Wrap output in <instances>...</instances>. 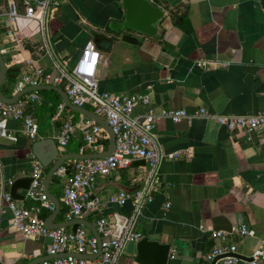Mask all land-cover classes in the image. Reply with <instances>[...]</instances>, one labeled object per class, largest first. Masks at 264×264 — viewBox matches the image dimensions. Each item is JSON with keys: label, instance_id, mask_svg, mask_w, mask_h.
I'll list each match as a JSON object with an SVG mask.
<instances>
[{"label": "crops", "instance_id": "1", "mask_svg": "<svg viewBox=\"0 0 264 264\" xmlns=\"http://www.w3.org/2000/svg\"><path fill=\"white\" fill-rule=\"evenodd\" d=\"M149 1L163 12L157 23L160 29L153 36L125 30L140 38L137 44L120 40L107 26L111 19L121 20V0H62L48 15L46 41L53 57L66 66L74 63L85 41H92L99 52L95 71L99 89L148 94V102L137 103L133 114L151 110L158 116L151 132L161 153L157 166L161 184L134 224L141 238L168 244L173 257L167 264H205L204 253L217 243L212 232L220 230L235 244L236 255L246 258L264 238V126L250 132L227 131L212 118L172 122L161 114L178 108L193 113L199 107L220 114L264 110V0ZM5 11L6 5H0V48L16 50L21 71L24 60L31 59L54 73L41 49L37 23L20 14L9 23L2 15ZM9 27L12 35L5 33ZM38 97L39 102H29L25 109L37 122V139L52 137L60 112L50 103L39 107ZM6 129L16 136L15 141L0 138V183L8 191L7 180L29 175L37 160L31 154L32 141L21 133V122L8 119ZM176 151L180 152L176 158L165 156ZM143 169L136 162L97 179L95 194L103 216L112 219L129 213L128 202L118 206L106 198L138 187L136 179ZM60 183L48 184L57 200ZM17 193L23 197L15 203L25 206L30 201L25 190ZM57 214L54 222L66 221H59ZM10 217L0 199V264L45 258L48 238L22 236L10 225ZM240 224L252 235L239 236L235 228ZM135 243L124 244L116 264H138Z\"/></svg>", "mask_w": 264, "mask_h": 264}, {"label": "built area", "instance_id": "2", "mask_svg": "<svg viewBox=\"0 0 264 264\" xmlns=\"http://www.w3.org/2000/svg\"><path fill=\"white\" fill-rule=\"evenodd\" d=\"M62 0H5V15L9 23H13L19 14L27 19L34 20L42 35L41 49L51 62L54 73L34 65L31 59L24 60V69L16 78L12 93L23 88H30L28 94L12 103L0 100V138L11 141L16 136L6 129V120H19L21 133L33 141L38 136V125L31 113L25 106L29 102H39V84L62 85L69 102L75 106L86 108L100 116L110 127L114 136V147L111 153L100 158H87L73 160L71 171L66 172L64 166H58L55 174L61 178V189L58 197L60 205L64 208V220L84 218L90 214L95 230L99 236V253L96 254V239L91 232L82 225H76L73 229L66 227L48 228L44 220L38 216L40 209L52 211L53 205L46 198L42 189L41 172L42 166L35 161L31 171V182L25 190V196L32 202L29 206L17 205L9 192L4 189V183H0V199L10 211V225L24 237L44 236L48 238L45 246L46 257L36 264H116L125 243L135 242L141 238L135 231L134 224L141 210L154 197L159 190L161 179L157 169L161 153L155 145L152 134L154 122L158 116L151 110L143 114H133V108L137 103H147V93H109L99 89L95 77L96 66L99 61V52L92 41L87 40L83 44L76 60L71 66H66L63 60L53 57L49 42L45 38V26L50 11L57 7ZM19 9L21 13H19ZM6 35H12L13 30L9 27L5 30ZM6 48H0V55L6 53ZM196 65H200L197 62ZM60 87V86H59ZM57 113L66 112L58 129L53 132L54 141L58 154H62L68 142L72 138H79L78 153L87 147L89 152H102L106 149L108 135L104 129L92 119L79 114L75 121H71V115L62 102L56 105ZM172 122L181 119H189L193 116L212 118L218 125L227 131L242 130L250 132L261 129L264 126V110L253 114L209 113L199 107L193 113L182 108L166 109L161 114ZM77 136V137H76ZM180 152L166 154L167 158H176ZM133 161H140L143 171L136 182L138 187L131 192L118 190L109 194L106 202L122 206L126 202L130 204V211L126 215H113L108 219L100 213L101 200L95 194V185L98 178H103L109 173L129 167ZM7 180L6 184H10ZM169 202L164 203L168 208ZM85 219V218H84ZM239 236L252 235V230L245 224L235 228ZM212 236L217 239L203 255L205 264L215 258L213 264H264V238L258 240L256 246L246 258L236 255V246L228 242L227 233L215 230ZM71 253L90 255V258H79ZM95 255V256H94ZM52 257V258H49ZM173 253L168 252V258ZM10 264H17L11 262Z\"/></svg>", "mask_w": 264, "mask_h": 264}, {"label": "water", "instance_id": "3", "mask_svg": "<svg viewBox=\"0 0 264 264\" xmlns=\"http://www.w3.org/2000/svg\"><path fill=\"white\" fill-rule=\"evenodd\" d=\"M120 5L124 12L121 20L111 19L108 22V28L119 34V39L127 43H139L140 38L124 32L125 30L135 31L137 33L153 36L157 34L160 29L157 23L162 18L163 12L151 4L149 0H121ZM6 73V66L3 58L0 55V85L4 81ZM37 90L50 89L58 93L60 96V102L66 106V108L72 112L78 113L84 117L92 119L98 125H100L107 133V147L102 152L96 153H78V152H64L58 154L54 141L51 137L40 138L33 140L30 144L31 154L37 160L42 167H47L48 171L44 175L41 183L42 189L46 198L52 203L53 209L50 214L44 219V224L48 228L67 227L71 225L85 226L96 239L97 247L96 254L99 253V236L95 230V227L91 222L84 218H75L66 220L63 222H54V217L60 209V203L56 197H54L48 190V184L51 177L55 174V170L60 164L68 159H87V158H100L111 153L114 147V136L107 125V123L98 115L92 111L75 106L71 104L64 92V90L54 84H39L35 87ZM30 88L26 87L13 93L10 97L4 96L0 92V100L5 103L15 102L19 96L28 92ZM31 182V176L26 175L13 179L8 187V192L13 199L22 198L23 195L17 193L18 189L26 190ZM169 245L156 240H149L146 237H142L135 243V256L134 261L138 264H167ZM71 255L79 258H90L92 256L85 254L71 253ZM95 256V255H94ZM52 258V257H49ZM247 259V258H246ZM215 258L208 264H213ZM40 260H33L29 264H36Z\"/></svg>", "mask_w": 264, "mask_h": 264}, {"label": "trees", "instance_id": "4", "mask_svg": "<svg viewBox=\"0 0 264 264\" xmlns=\"http://www.w3.org/2000/svg\"><path fill=\"white\" fill-rule=\"evenodd\" d=\"M0 5H6L5 0H0ZM1 56L3 58L5 66H6V73H5L4 81L0 85V92L6 97H10L12 95L13 84L21 72V69L18 65L20 60L17 57V53H16V50L14 48L7 49L6 53L2 54ZM44 72L48 73V72H50V70L47 68V69H44ZM59 86L61 88L63 87L62 85H59ZM38 94H40V97H41V102H40L39 107L45 106L47 103H50V107L53 110L56 107V105L60 102V96L58 95V93H56L53 90L41 89V90H38ZM26 111H27V109H26ZM67 113L71 115V118H70L71 121H75L79 117L78 113L72 112L70 110H68ZM65 114H66L65 110L61 111L58 114L57 118L54 121L56 129L59 128L62 120L65 118ZM80 143L81 142H80L79 138H77L75 140L71 139L68 142L67 147L65 148L64 152H77ZM104 144L105 145L107 144V140L104 141ZM83 152L87 153V152H89V149L87 147H84ZM136 162H140V161H133L132 163L134 164ZM72 163H73V160L68 159V160L63 161L61 163V166H64L65 171L68 173L71 171ZM48 168H49V166L43 167V170L41 172V179L44 177V175L48 171ZM60 181H61V178L59 176H57L56 174H54L51 177V182L59 183ZM31 203L32 202L29 201L25 206H29ZM48 213H49V211L43 209V210L39 211L38 216L44 220V218L48 215ZM63 213H64V208L62 206H60L59 212L57 214L59 221L64 220ZM84 218L86 220H91L92 216L90 214H87L84 216ZM75 226L76 225H71V226H67L66 228L73 229Z\"/></svg>", "mask_w": 264, "mask_h": 264}, {"label": "rangeland", "instance_id": "5", "mask_svg": "<svg viewBox=\"0 0 264 264\" xmlns=\"http://www.w3.org/2000/svg\"><path fill=\"white\" fill-rule=\"evenodd\" d=\"M67 147V146H66ZM60 189H61V183H60Z\"/></svg>", "mask_w": 264, "mask_h": 264}]
</instances>
